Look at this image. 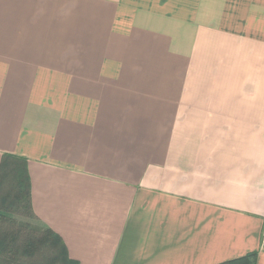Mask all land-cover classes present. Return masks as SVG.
Returning <instances> with one entry per match:
<instances>
[{
    "label": "crops",
    "instance_id": "0c3cea01",
    "mask_svg": "<svg viewBox=\"0 0 264 264\" xmlns=\"http://www.w3.org/2000/svg\"><path fill=\"white\" fill-rule=\"evenodd\" d=\"M76 264H264V0H0V163Z\"/></svg>",
    "mask_w": 264,
    "mask_h": 264
},
{
    "label": "trees",
    "instance_id": "16d2710c",
    "mask_svg": "<svg viewBox=\"0 0 264 264\" xmlns=\"http://www.w3.org/2000/svg\"><path fill=\"white\" fill-rule=\"evenodd\" d=\"M15 217L23 220L18 221ZM257 252L222 264H256ZM76 264L62 240L38 224L31 206L26 159L3 155L0 163V264Z\"/></svg>",
    "mask_w": 264,
    "mask_h": 264
},
{
    "label": "rangeland",
    "instance_id": "374dc122",
    "mask_svg": "<svg viewBox=\"0 0 264 264\" xmlns=\"http://www.w3.org/2000/svg\"><path fill=\"white\" fill-rule=\"evenodd\" d=\"M16 218V220H18V221H22L23 219L22 218H20V217H15ZM23 264H26V263H23Z\"/></svg>",
    "mask_w": 264,
    "mask_h": 264
}]
</instances>
